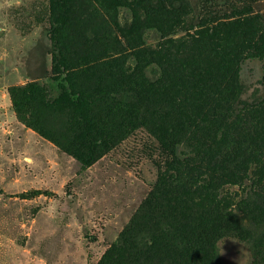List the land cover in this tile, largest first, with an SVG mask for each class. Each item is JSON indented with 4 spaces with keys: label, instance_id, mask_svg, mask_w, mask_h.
Here are the masks:
<instances>
[{
    "label": "trees",
    "instance_id": "obj_1",
    "mask_svg": "<svg viewBox=\"0 0 264 264\" xmlns=\"http://www.w3.org/2000/svg\"><path fill=\"white\" fill-rule=\"evenodd\" d=\"M119 2L131 9L133 3L146 15L154 3L167 8L166 15L180 6L173 5L177 0ZM92 3L109 6L116 1L51 0V14L58 24L52 25L60 29L61 37L49 87L37 79L26 85L21 96L32 101L34 111L21 120L61 149L74 150L84 165L104 156L114 141L140 125L156 141L164 170L143 210L133 215L97 264H221L216 244L224 237L249 246L250 264H264V97L242 102L236 109L238 99L234 93L227 98L229 86L222 87V80L231 84L237 80L234 66L246 58L245 51L264 57L261 14L249 5L240 7L247 15L243 23H254L255 36L229 55L208 56L213 65L209 72L201 71L198 63L191 66L183 60L178 65L180 49L194 41L179 43L168 37H160L156 49L145 48L143 59L132 54L133 62L126 67L117 43L100 52H86L82 22H96L104 29L116 22L108 8L90 17ZM155 26L148 28L162 34ZM168 49L175 54L159 56L158 50ZM261 85L264 90V73ZM205 87L212 93L203 91L201 98ZM173 88L191 98L199 95L201 102L192 104L194 117H177L178 105L169 96ZM53 89L59 93L56 97ZM41 112L62 117L65 128L59 133L71 135L70 141L61 134L54 138Z\"/></svg>",
    "mask_w": 264,
    "mask_h": 264
},
{
    "label": "rangeland",
    "instance_id": "obj_2",
    "mask_svg": "<svg viewBox=\"0 0 264 264\" xmlns=\"http://www.w3.org/2000/svg\"><path fill=\"white\" fill-rule=\"evenodd\" d=\"M114 1L109 6L92 3L88 14L99 16L108 8L116 20L111 29L82 22L81 34L86 52L119 44L126 67L133 62L132 54L143 59L145 48L156 49L160 37H168L179 43L194 41L180 49L178 65L183 60L191 66L198 63L201 71L209 72L213 65L208 56L229 55L255 36L254 23H243L247 15L240 7L249 5L259 12V24L264 26V0H177L172 3L180 4L179 9L167 15V8L158 3L146 15L134 9L133 3L132 10ZM154 23L162 34L148 28ZM52 24L57 21L51 14V0H0V264H97L133 215L143 210L164 170L160 149L142 125L114 141L104 156L84 165L74 150L61 149L22 122L21 117L30 118L34 111L32 101L21 96L22 90L26 92L33 79L49 87L61 37L60 29ZM158 51L160 57L175 54L173 49ZM251 53L245 51L246 58L234 66L238 78L233 84L222 80V87L229 86L227 98L234 93L238 99L236 109L242 102L264 97V57ZM203 91L208 96L212 93L205 87L201 98H205ZM57 94L53 89L52 95ZM169 96L178 105L177 117H194L192 104L201 102L199 95L191 98L173 88ZM41 114L49 121L46 127L54 138L60 139L61 134L69 139L71 135L59 133L65 128L62 117ZM216 251L221 264L251 262L249 246L234 237L218 241Z\"/></svg>",
    "mask_w": 264,
    "mask_h": 264
}]
</instances>
